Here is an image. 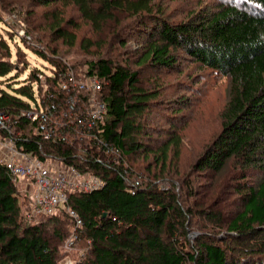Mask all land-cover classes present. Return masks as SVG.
I'll use <instances>...</instances> for the list:
<instances>
[{"label":"trees","instance_id":"trees-1","mask_svg":"<svg viewBox=\"0 0 264 264\" xmlns=\"http://www.w3.org/2000/svg\"><path fill=\"white\" fill-rule=\"evenodd\" d=\"M31 1L75 7L98 36L79 45L89 54L96 48L97 56L86 66L71 63L36 38L16 6L18 23L32 37L19 36L21 49L46 61L45 68L30 70V60L26 66L11 60L0 35V112L10 119L0 134L42 161L54 159L105 182L94 192L68 194L82 219L77 233L85 246L74 264H264V0H216L172 23L159 0ZM61 12L47 14L48 28L73 47L76 34L64 28ZM71 26L79 27L75 21ZM179 52L230 80L222 131L193 168L214 179L226 176L223 187L217 180L202 187L191 177H164L170 150L180 148L189 103L177 95L179 87L170 92L154 76L171 73ZM92 76L102 83L98 98L107 116L89 130L90 92L72 81ZM29 109L51 110L49 137L24 115ZM150 155L162 164L159 174H151V163L140 171L130 159ZM226 189L237 196L233 209L222 199L214 202ZM20 192L0 162V264H61L73 219L59 209L29 220L32 199L24 194V206Z\"/></svg>","mask_w":264,"mask_h":264},{"label":"rangeland","instance_id":"rangeland-1","mask_svg":"<svg viewBox=\"0 0 264 264\" xmlns=\"http://www.w3.org/2000/svg\"><path fill=\"white\" fill-rule=\"evenodd\" d=\"M1 1H3V3L7 2V6L9 7L10 5V7L5 9L3 3L0 2V35H2L8 41L12 51L11 60H14L16 63L19 64V61H21V64H25L26 66L28 63L27 60H30V70L34 66L43 69L45 68L46 64V61L38 58L31 52L28 53L27 51H23L21 49L23 44L19 37V32L23 29L16 18V6L18 7L17 10L20 12L19 18H21V20L26 19L27 28L34 31L36 38L41 41L43 40L45 44H51L50 49L55 47L57 50H59V53L71 63L86 66L85 62L91 61V59L97 56L98 50L96 48L92 47L91 49L94 53L89 54L84 52L79 47L80 43H82L84 40L96 39L98 36L96 37L97 33H95L90 25L79 16L75 7H63L60 3L48 7L43 5L38 6L31 0ZM159 1L165 9V18L171 23L187 21L189 18L195 15L194 13L201 12L204 10V8L212 7L217 3L216 0ZM59 9L62 11L61 17L64 19V28L76 34L75 45L73 47L69 46L67 42L61 38L54 39L55 36L51 34L50 29L48 28L50 18L47 16V14L58 11ZM72 21H75L79 27L73 29L71 26ZM130 44L131 48L132 42ZM107 48L109 49L108 46ZM131 50L134 51L133 48H131ZM108 55L109 54H106V56ZM112 56H116V53L114 52ZM177 56L179 57V61L176 68H174L171 73L165 72L161 74L159 71L157 72V75L154 76L156 78L158 77L157 80H159L160 83H163V85L166 86V89H170V92L172 90H177L179 87L180 89L178 90L177 95L187 97V102L189 103L183 111V118H186L187 123L185 127H183L184 129L180 130L182 134L179 144L180 148L178 153H176V151L174 152L172 149L170 150L169 158L167 160V167L164 170V177H168L166 180L176 178L179 180V178L191 177L198 182L199 186L202 187H205L206 184L209 185V182H212V180L214 183L217 180L219 187H223L226 176L221 180V176H218L217 179H214L212 172L208 173L204 171L202 173H197L195 170H193V168L194 164L197 162V158L205 151L208 143L213 141V139H215L222 131V114L229 98L228 88L230 80L227 76L221 75L207 67L203 68L199 63L192 62V59H190V57L184 52H179ZM27 74L21 76L20 81L25 80L27 78ZM145 77L142 78L145 79ZM11 82L13 83L14 79H12ZM4 87H6V85H4ZM168 97L169 96H164V99ZM130 159L138 169H141L140 171L146 170L145 167L150 163L152 164L150 171L151 174L152 172L159 174L162 170V164L154 162L151 155L147 158L132 157ZM209 174L211 176L207 177L206 175ZM17 181L21 191L20 202H22L25 206V199H29L25 198L24 194L32 199L35 192V187L32 186L29 188V183L31 181L27 179L19 177L17 178ZM169 184L170 181L161 183L162 186ZM220 195V199L216 198L214 199V202H219L222 199V204H225L224 206L227 205V208L233 209L229 204L233 203L237 196L235 194L232 195L230 189H226L225 192H222ZM39 219L40 218L37 217L35 220ZM67 229L68 235L64 239L63 243H61L60 251L63 258L60 262L61 264H74L84 252L85 246L78 240V228L68 226ZM198 234L199 233L196 230L192 232L190 237L193 238V241L196 239L195 236ZM75 235H77L76 239L74 238ZM70 239H73L72 249H68L66 247V243L70 241Z\"/></svg>","mask_w":264,"mask_h":264},{"label":"built area","instance_id":"built-area-1","mask_svg":"<svg viewBox=\"0 0 264 264\" xmlns=\"http://www.w3.org/2000/svg\"><path fill=\"white\" fill-rule=\"evenodd\" d=\"M19 35L29 41L32 40V37L25 34L24 30H21ZM72 82L74 87L90 92L86 123L89 130L93 129L98 122H102L107 116V105L98 98L102 83L93 76L87 79L73 78ZM63 87L67 88V85L64 84ZM52 108L55 106L53 105ZM24 115L33 121H37V132L44 133L46 137L50 136L47 129L52 117L51 110L29 109ZM9 121V117L0 112V128L8 129ZM0 162L5 165L12 177L27 179L31 181L29 188L35 187L32 207L27 213L29 220H35L37 217L47 214H55L61 209L70 215L76 228H79L82 225V219L68 204V194L94 192L101 189L105 183L99 176L83 173L63 162L54 159L42 161L30 153L27 154L16 147L13 137L2 136L1 134ZM74 238L76 239L77 235ZM73 239L66 243L68 249H72Z\"/></svg>","mask_w":264,"mask_h":264}]
</instances>
